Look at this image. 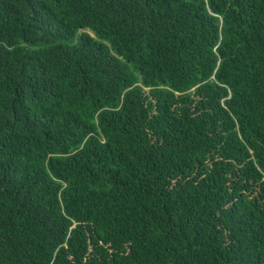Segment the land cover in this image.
I'll list each match as a JSON object with an SVG mask.
<instances>
[{
	"label": "trees",
	"instance_id": "trees-1",
	"mask_svg": "<svg viewBox=\"0 0 264 264\" xmlns=\"http://www.w3.org/2000/svg\"><path fill=\"white\" fill-rule=\"evenodd\" d=\"M0 264H264V0H0Z\"/></svg>",
	"mask_w": 264,
	"mask_h": 264
}]
</instances>
